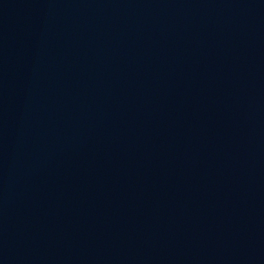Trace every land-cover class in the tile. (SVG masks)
<instances>
[{"label": "water", "instance_id": "obj_1", "mask_svg": "<svg viewBox=\"0 0 264 264\" xmlns=\"http://www.w3.org/2000/svg\"><path fill=\"white\" fill-rule=\"evenodd\" d=\"M0 264H264V0H0Z\"/></svg>", "mask_w": 264, "mask_h": 264}]
</instances>
